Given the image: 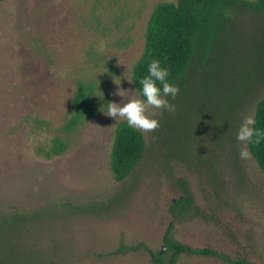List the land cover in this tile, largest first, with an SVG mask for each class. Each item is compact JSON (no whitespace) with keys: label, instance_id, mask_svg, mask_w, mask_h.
I'll return each mask as SVG.
<instances>
[{"label":"rangeland","instance_id":"rangeland-1","mask_svg":"<svg viewBox=\"0 0 264 264\" xmlns=\"http://www.w3.org/2000/svg\"><path fill=\"white\" fill-rule=\"evenodd\" d=\"M164 2L174 0L0 1V214H44L51 227L35 241L54 264H153L151 254L167 234L187 249L176 264H229L191 254L198 249L264 263V175L254 160L239 157L244 144L236 139L243 116H253L264 97V79L218 101L235 117L231 147L208 152L211 125H224L221 105L203 131L193 115L189 146L203 144L213 170L180 160L163 167L158 154L151 156L159 126L140 131L146 153L129 177L116 182L110 171L115 128L127 122L116 123L102 106L123 100L114 95L115 83L135 90L132 67L143 53L150 16ZM263 29V16L233 13L238 55ZM79 85L90 91L92 112L69 128ZM153 111L159 124L166 120L163 109ZM55 139L66 149L47 158ZM181 182L198 211L175 218L170 208L182 197Z\"/></svg>","mask_w":264,"mask_h":264},{"label":"trees","instance_id":"trees-1","mask_svg":"<svg viewBox=\"0 0 264 264\" xmlns=\"http://www.w3.org/2000/svg\"><path fill=\"white\" fill-rule=\"evenodd\" d=\"M225 10L230 13L227 17ZM247 10L264 17V0H174L157 5L152 12L147 23L143 53L132 67V80L135 89L139 90V80L147 74L148 62L152 58H159L169 68V81L179 86V94L175 100H170L176 105V111H163L166 120L160 122L162 127L155 136L151 155L154 158L158 154L163 167L169 168L172 162L180 160L189 168L203 165L205 169L213 170L210 160L214 158L215 150L224 149L225 144L232 146L234 114L227 116L224 113L225 105L218 104V101L232 92H241L249 83L264 79V29L254 46L241 55H238L232 40L233 13ZM252 72L255 73L253 79L247 81L253 76ZM89 92L83 85L77 88L72 104L74 116L68 122L69 128L92 112L88 103ZM220 105L222 107L219 108ZM217 107L225 115L224 125H211L208 152L213 155L211 159H206L201 150L203 144L199 143L197 150L189 146L193 144L190 142V123L195 114L199 120L194 123L198 130L203 131L204 120ZM253 116L257 120V127L264 129V97L257 102ZM248 147L257 168L264 175V141ZM65 149V144L55 139L45 152V157L59 156ZM145 153L142 133L125 122L119 123L109 154L114 180L121 182L129 177ZM180 185L182 197L175 199L170 208L175 218L192 209L198 211L185 182ZM45 217L39 212L0 214V264H54L50 251L44 252L35 241L45 228L48 230L51 227L45 224ZM168 236L165 238L169 248L166 252L172 256L164 261L163 255H156L154 264H176L179 256L187 253L181 243L170 241ZM191 254L216 257L229 264H254L247 259L231 260L210 249L193 250Z\"/></svg>","mask_w":264,"mask_h":264},{"label":"clouds","instance_id":"clouds-1","mask_svg":"<svg viewBox=\"0 0 264 264\" xmlns=\"http://www.w3.org/2000/svg\"><path fill=\"white\" fill-rule=\"evenodd\" d=\"M230 13L225 10V16ZM169 68L162 64L161 59L152 58L147 64V74L140 78L139 90L135 89L131 93L119 88L114 95L122 97L121 102H108L102 108L104 115L127 122L130 128L141 132H152L159 128V121L154 118L156 112L153 109H163L175 113L176 105L170 100H175L179 94V86L169 81ZM125 76V73H124ZM125 79L126 76H125ZM128 80V79H127ZM129 81V80H128ZM115 123V124H116ZM236 139L244 146L239 152V157L243 160H253L254 156L248 145H259L264 141V129L257 127V120L252 115H245L237 131Z\"/></svg>","mask_w":264,"mask_h":264},{"label":"flooded vegetation","instance_id":"flooded-vegetation-1","mask_svg":"<svg viewBox=\"0 0 264 264\" xmlns=\"http://www.w3.org/2000/svg\"><path fill=\"white\" fill-rule=\"evenodd\" d=\"M165 238H166V237L164 236V237H163V244H164V246L166 247V244H165ZM150 254H151V253H150ZM166 254H167V252H162V253H161L160 250H159L156 254H153V253H152V254H151V261H152V263L154 264V261H155V259H156V258H155L156 255H163V256H164V255H166ZM170 256H172V254H170Z\"/></svg>","mask_w":264,"mask_h":264},{"label":"water","instance_id":"water-1","mask_svg":"<svg viewBox=\"0 0 264 264\" xmlns=\"http://www.w3.org/2000/svg\"><path fill=\"white\" fill-rule=\"evenodd\" d=\"M165 247L162 246L161 249H160V252L162 253L164 251Z\"/></svg>","mask_w":264,"mask_h":264}]
</instances>
